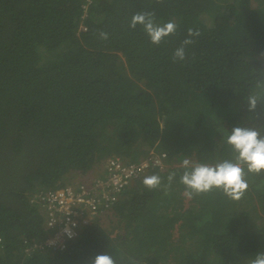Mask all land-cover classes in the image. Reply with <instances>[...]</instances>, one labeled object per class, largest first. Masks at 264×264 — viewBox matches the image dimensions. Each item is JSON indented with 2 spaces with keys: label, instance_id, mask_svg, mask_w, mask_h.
Listing matches in <instances>:
<instances>
[{
  "label": "trees",
  "instance_id": "obj_1",
  "mask_svg": "<svg viewBox=\"0 0 264 264\" xmlns=\"http://www.w3.org/2000/svg\"><path fill=\"white\" fill-rule=\"evenodd\" d=\"M250 1L94 0L82 31V0H0V264H89L105 253L117 264H249L264 252V171L246 176L238 201L215 188L189 197L180 183L184 159H232L231 128L264 125V106L249 113L246 101L264 80V7ZM137 12L176 32L151 43L130 27ZM239 14L243 32L232 37ZM189 28L200 35L174 62ZM157 154L167 167L122 192L114 225L94 217L64 251L23 256L48 234L30 202L37 190L113 156ZM153 174L161 184L149 189Z\"/></svg>",
  "mask_w": 264,
  "mask_h": 264
},
{
  "label": "clouds",
  "instance_id": "obj_2",
  "mask_svg": "<svg viewBox=\"0 0 264 264\" xmlns=\"http://www.w3.org/2000/svg\"><path fill=\"white\" fill-rule=\"evenodd\" d=\"M158 2L162 3L163 0H158ZM138 24L143 27L151 43L156 45H159L165 37L174 34L177 28L176 24L171 21L157 24L154 12L135 13L130 27L135 28ZM199 35L198 30L192 28L187 30V38L173 52L174 62L185 59L186 46L195 43L192 37ZM100 37L107 39L108 34L100 32ZM256 87L260 91L249 92L246 97L249 113L257 112L258 103L264 106V80L258 81ZM252 118L254 120V117ZM225 142L231 149L232 159H225L215 165L197 163L191 166L188 159L183 160L186 170L180 177V183L185 186L186 195L191 197L208 193L215 188L221 190L229 199L238 201L248 188L246 176L248 174L258 175L264 171V125L252 123L234 126L226 135ZM174 176L175 173H170L168 181L171 182ZM79 181H85V179L82 178ZM142 183L149 189H155L160 186L161 178L155 174L145 176ZM89 264H117V262L111 254L105 253L96 255ZM249 264H264V252L257 253Z\"/></svg>",
  "mask_w": 264,
  "mask_h": 264
},
{
  "label": "built area",
  "instance_id": "obj_3",
  "mask_svg": "<svg viewBox=\"0 0 264 264\" xmlns=\"http://www.w3.org/2000/svg\"><path fill=\"white\" fill-rule=\"evenodd\" d=\"M94 0H82L79 28ZM166 155H150L138 163H124L119 157L105 160L102 172L90 181L65 183L58 189L37 190L30 202L44 212L47 235L37 242H27L22 252L28 257L35 251L62 252L94 217L108 212L122 192L140 176L157 168L164 170Z\"/></svg>",
  "mask_w": 264,
  "mask_h": 264
},
{
  "label": "rangeland",
  "instance_id": "obj_4",
  "mask_svg": "<svg viewBox=\"0 0 264 264\" xmlns=\"http://www.w3.org/2000/svg\"><path fill=\"white\" fill-rule=\"evenodd\" d=\"M263 0H251L249 4V9H258L259 11L263 9ZM241 14V13H240ZM240 14L237 15L236 19L234 22L229 26L228 28V33L232 37H240L241 33L243 32V20L240 19ZM239 27V28H238ZM256 91V90H255ZM254 91V92H255ZM104 161L98 163L96 166H94L88 173L83 174V179L85 181H90L98 174H96V169H99ZM81 174L79 173H72L70 175H67L65 179H70L72 181H79L82 179ZM100 219L101 225L105 228L111 227L112 225L115 224V218L112 215L111 211L106 212L102 216L98 217ZM117 229L115 230V232Z\"/></svg>",
  "mask_w": 264,
  "mask_h": 264
},
{
  "label": "crops",
  "instance_id": "obj_5",
  "mask_svg": "<svg viewBox=\"0 0 264 264\" xmlns=\"http://www.w3.org/2000/svg\"><path fill=\"white\" fill-rule=\"evenodd\" d=\"M103 166H104V163H102V165L99 169H96V174H100L102 172Z\"/></svg>",
  "mask_w": 264,
  "mask_h": 264
}]
</instances>
